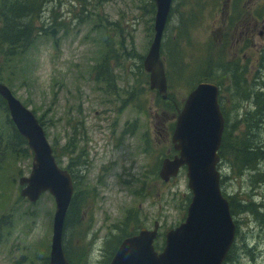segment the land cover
I'll return each instance as SVG.
<instances>
[{"label":"rangeland","instance_id":"obj_1","mask_svg":"<svg viewBox=\"0 0 264 264\" xmlns=\"http://www.w3.org/2000/svg\"><path fill=\"white\" fill-rule=\"evenodd\" d=\"M39 1L31 45L10 60L0 53V83L35 115L56 163L72 176L65 255L76 264H109L123 237L154 223L160 250L165 233L184 221L191 192L185 170L168 183L153 170L174 155L169 128L198 83L220 86L225 138L252 130L250 145L264 148V117L245 100L264 84V0H173L161 43L164 100L149 89L142 65L154 36L151 0ZM6 115L11 121L0 105V126ZM13 139L19 157L0 162V264H49L54 199L47 192L35 203L20 197L18 182L31 172L33 154ZM222 155L220 190L236 224L235 264H264L261 224L237 207L240 200L264 212L263 179L234 172ZM258 165L264 172V162Z\"/></svg>","mask_w":264,"mask_h":264},{"label":"water","instance_id":"obj_2","mask_svg":"<svg viewBox=\"0 0 264 264\" xmlns=\"http://www.w3.org/2000/svg\"><path fill=\"white\" fill-rule=\"evenodd\" d=\"M153 1L154 36L143 60V69L149 74V88L164 100L167 83L160 43L172 0ZM0 97L5 101L11 122L33 154L31 172L19 179L22 187L19 195L30 203H35L45 192L54 198L49 264H69L62 247V232L73 194L71 176L57 166L34 114L1 83ZM217 100L218 89L212 84L201 83L188 94L172 135L178 156L161 163L159 176L164 182L186 167L192 198L185 221L166 234L160 254L153 248L155 224L153 231L142 229L138 236L122 241L110 264H223L225 261L234 240V225L228 204L221 195L216 171L224 126Z\"/></svg>","mask_w":264,"mask_h":264},{"label":"trees","instance_id":"obj_3","mask_svg":"<svg viewBox=\"0 0 264 264\" xmlns=\"http://www.w3.org/2000/svg\"><path fill=\"white\" fill-rule=\"evenodd\" d=\"M1 3L2 9L0 18L2 25L0 27V53L3 55V60H10L18 55V52L21 51L20 48L25 49L28 45H31L32 40H30V36L33 29L32 18L34 15L40 12L41 2L39 0H1ZM150 6L152 13H154L155 6L152 0L150 1ZM52 40L54 43H58V37L54 36L52 37ZM100 71L102 72V70ZM99 77L104 81L108 79L106 75L99 74ZM243 82H245V80ZM261 89L262 91L256 93L248 92V95L245 97L246 101L253 100L254 110L252 113L258 117H264L263 83ZM222 100V96L219 95L220 108L225 121L221 140V149L219 152L220 156L223 157L222 154L224 151H226L228 156L231 158L230 163L234 172L242 174L244 171L248 170L249 172L253 173L251 175L252 179L257 182L263 179L262 182L264 183V172L257 169V166H259L258 164L260 162L261 164L264 162V148L261 149L259 147H253L250 145V142L252 141V137L250 138L252 130L249 128L248 130H250V133H247V136L238 135L237 137H234L233 135H227L225 138L228 119L221 105ZM0 105L5 107V103L1 97ZM249 115L250 113H246L245 117H248ZM15 136L22 140V144H26L25 140L18 134L12 122L9 120V118H7L6 115L5 125L0 126V162L5 161L6 159L19 157L17 148H15V146L11 143L14 141L13 138ZM257 137L258 136L256 135V138ZM235 141L238 142L235 143ZM1 174L2 173H0V181L2 182L3 177ZM237 202L238 210L243 211L245 209L246 211H249V213L255 217V220L259 221L261 228L258 230L264 237V212H260L256 207H253V203H248V206H242L240 200ZM229 208H231L230 204ZM1 225L2 223L0 222V226ZM67 259L70 264H76L72 262L70 257ZM235 262L236 255L233 251H230L225 260V264H235Z\"/></svg>","mask_w":264,"mask_h":264},{"label":"flooded vegetation","instance_id":"obj_4","mask_svg":"<svg viewBox=\"0 0 264 264\" xmlns=\"http://www.w3.org/2000/svg\"><path fill=\"white\" fill-rule=\"evenodd\" d=\"M173 127H171V129L169 128V130L173 133ZM171 132H170V134H171ZM171 136H172V134H171ZM172 149H173V144H172ZM173 152H174V155L172 156V157H166V158H169V159H173V157H175V156H177V152L176 151H174V149H173ZM176 152V153H175ZM145 155V154H144ZM160 167H161V162L160 163H158L156 166H155V168H154V170H153V173H160ZM185 170V172H186V168L185 167H182V168H180V170H179V173L180 172H182V171H184ZM69 173V172H68ZM140 230V229H139ZM138 233V232H137ZM136 233V234H137ZM136 234H132V235H130V236H133V235H136ZM130 236H126V237H124V238H127V237H130ZM123 238V239H124ZM122 239V240H123ZM157 239V238H156ZM156 241V240H155ZM164 246V245H163ZM155 248H156V246H155ZM163 248V247H162ZM162 249H160V250H158V251H161ZM156 251V250H155ZM157 252V251H156Z\"/></svg>","mask_w":264,"mask_h":264},{"label":"bare ground","instance_id":"obj_5","mask_svg":"<svg viewBox=\"0 0 264 264\" xmlns=\"http://www.w3.org/2000/svg\"><path fill=\"white\" fill-rule=\"evenodd\" d=\"M69 175H70V173H69Z\"/></svg>","mask_w":264,"mask_h":264}]
</instances>
